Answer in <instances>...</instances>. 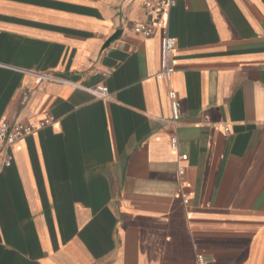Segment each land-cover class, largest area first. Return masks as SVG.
Masks as SVG:
<instances>
[{
    "label": "crops",
    "instance_id": "0c3cea01",
    "mask_svg": "<svg viewBox=\"0 0 264 264\" xmlns=\"http://www.w3.org/2000/svg\"><path fill=\"white\" fill-rule=\"evenodd\" d=\"M148 1L0 0V122L54 119L0 158V264H264V0L181 1L169 82Z\"/></svg>",
    "mask_w": 264,
    "mask_h": 264
},
{
    "label": "built area",
    "instance_id": "2783aa9c",
    "mask_svg": "<svg viewBox=\"0 0 264 264\" xmlns=\"http://www.w3.org/2000/svg\"><path fill=\"white\" fill-rule=\"evenodd\" d=\"M183 0H149L145 4V9L150 17V22L135 26L133 32L146 39L153 38L157 31L162 32L161 40V66L160 71L156 75L158 81L169 82L176 73L174 62V54L177 41L169 34V17L173 9L178 7L179 3ZM98 75L107 77L106 73L97 71ZM45 77H42V79ZM94 95L101 101H110L111 94L109 89L104 85H98L93 90ZM168 100L172 113V122L178 123L180 120V102L176 91L170 90L168 93ZM54 124L53 118H48L38 125L25 124V123H8L7 121L0 122V158L5 168H10L13 163L12 151L13 148L22 140L35 135L39 130L52 126ZM170 146L173 151H178L179 142L174 136L170 140ZM182 163L188 161L187 155L180 157ZM186 169L183 166L178 168L180 177H184ZM187 203V201H186ZM198 261L201 263L203 257L199 256Z\"/></svg>",
    "mask_w": 264,
    "mask_h": 264
},
{
    "label": "water",
    "instance_id": "95a60500",
    "mask_svg": "<svg viewBox=\"0 0 264 264\" xmlns=\"http://www.w3.org/2000/svg\"><path fill=\"white\" fill-rule=\"evenodd\" d=\"M121 33H117L106 45V48L110 47V45L118 39Z\"/></svg>",
    "mask_w": 264,
    "mask_h": 264
}]
</instances>
